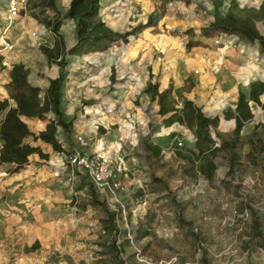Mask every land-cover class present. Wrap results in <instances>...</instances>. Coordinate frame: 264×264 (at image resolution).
<instances>
[{"label": "rangeland", "instance_id": "rangeland-1", "mask_svg": "<svg viewBox=\"0 0 264 264\" xmlns=\"http://www.w3.org/2000/svg\"><path fill=\"white\" fill-rule=\"evenodd\" d=\"M263 1L101 0L103 21L126 37L105 51L67 55L68 64L59 67L42 47L59 52L74 43L75 21L64 17L70 0H54L52 7L26 0L12 21L7 0H0V96H8L14 61L28 68L41 99L62 71L67 123L56 131L63 152L29 136L25 142L48 157L33 154L19 173L0 168V264H264L263 110L249 102L253 116L238 138L235 120L226 116L239 90L248 95L251 82L264 81V50L202 34L230 7L258 9ZM144 66L150 77L155 71L147 84L162 91L164 77L175 98L192 99L219 117L210 129L217 147L210 176L177 155V147L196 151L194 130L158 115L141 80ZM259 99L264 103V93ZM52 118L27 124L37 134ZM147 144L159 145V155ZM94 151L106 155L118 189L97 188L68 163L73 152Z\"/></svg>", "mask_w": 264, "mask_h": 264}, {"label": "trees", "instance_id": "trees-1", "mask_svg": "<svg viewBox=\"0 0 264 264\" xmlns=\"http://www.w3.org/2000/svg\"><path fill=\"white\" fill-rule=\"evenodd\" d=\"M189 2V0H183ZM49 6H54V0H47ZM101 0H70L64 17L75 21L74 43L64 51L55 52L49 47H42L49 59L59 67L68 64L66 56H78L88 52L105 51L118 39L125 38V34L118 33L110 28L101 18ZM261 22L264 26V1L258 9L230 7L227 14L212 21L202 28V34L210 37L214 35H235L238 40L245 43H258L264 50V33L257 26ZM61 20H55L51 28L57 32ZM65 81V73L50 79L40 98L41 88L28 80V68L23 63H15L10 69V78L7 83L8 97L0 100V168L7 174L22 172L29 164V156L37 154L47 158L38 145L25 142L29 136L33 140H40L50 144L54 150L63 152V146L56 137L57 127L67 128L60 109V95ZM145 92L152 99L157 100L159 116L167 124L179 122L193 128L195 135V150L176 148L179 157L187 159L192 165L197 164L199 171L210 176L215 169L213 156L217 147L210 134V129L216 128L219 117L206 115L200 106L192 99L172 95L170 87L159 91L158 84L149 82ZM264 93V81L256 80L250 83L248 95L239 90L233 112L227 111V117L235 120L233 135L239 137L242 125L252 118L249 102L259 104L263 110L264 103L259 97ZM13 105H11V102ZM178 102L182 105L178 107ZM53 113L55 118L50 119L37 134L31 132L27 120H46ZM225 144V142H223ZM147 149L158 156L161 150L159 145L147 144ZM92 201L107 211L102 201L92 195ZM36 246V245H35Z\"/></svg>", "mask_w": 264, "mask_h": 264}, {"label": "built area", "instance_id": "built-area-1", "mask_svg": "<svg viewBox=\"0 0 264 264\" xmlns=\"http://www.w3.org/2000/svg\"><path fill=\"white\" fill-rule=\"evenodd\" d=\"M26 0H7L6 20L12 21L18 16L24 7ZM232 41H238L235 35H227ZM219 42V40H216ZM80 144L85 145L86 141L81 135H76ZM68 163L85 173L93 185L97 188H108L110 191L119 188V182L113 180L114 172L110 167L106 155L101 151L92 153L73 152L68 157Z\"/></svg>", "mask_w": 264, "mask_h": 264}, {"label": "crops", "instance_id": "crops-1", "mask_svg": "<svg viewBox=\"0 0 264 264\" xmlns=\"http://www.w3.org/2000/svg\"><path fill=\"white\" fill-rule=\"evenodd\" d=\"M15 63H19V61H14L13 63H12V65L13 64H15ZM139 71H141V74H142V76H141V80H143L144 82H145V85H144V89L146 88V85H147V82L148 81H151L153 78H154V75H155V71L154 70H151L150 71V73L152 74L151 75V77L149 76V73H148V71L146 70V67L144 66V67H142L141 69H139ZM54 77H56L55 75H53L52 77H51V79L52 78H54ZM150 77V78H149ZM163 79H164V77L161 79V85H160V90H163V89H165L167 86H166V84H164V82H163ZM48 83H49V81H48ZM8 96L6 95V94H3L2 96H0V100H2V99H4V98H7ZM161 117V116H160ZM163 118V117H162ZM2 119V117L0 118V120ZM28 121H31V120H27V122ZM44 127H41V128H39V129H37V133L41 130V129H43ZM1 147V146H0ZM32 156V155H31ZM31 157L29 156V159H30Z\"/></svg>", "mask_w": 264, "mask_h": 264}]
</instances>
